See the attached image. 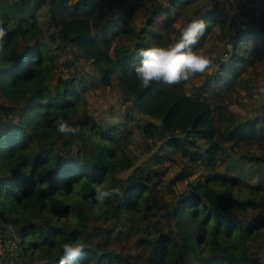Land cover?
I'll list each match as a JSON object with an SVG mask.
<instances>
[{"label":"trees","instance_id":"16d2710c","mask_svg":"<svg viewBox=\"0 0 264 264\" xmlns=\"http://www.w3.org/2000/svg\"><path fill=\"white\" fill-rule=\"evenodd\" d=\"M139 1L0 0L8 27L0 41V217L17 228L28 264H59L62 244L77 240L87 248L73 264H253V243L264 264V179L253 183L218 170L195 176L190 164L212 168L221 152L257 167L264 161V107L258 122L253 115L239 119L225 100L233 91L239 98L259 91L264 0H238L228 8L220 0H167L166 6L148 0L141 33L127 19ZM44 6L61 46L43 40L37 7ZM172 8L205 22L193 50L218 27L222 49L213 43L211 55L200 53L221 71L206 73L192 90L186 82L142 88L134 52L179 39L186 24H173ZM156 15H164L163 30L153 26ZM66 44L69 55L60 66L67 76L59 71L51 85L60 70L57 50ZM83 60L102 85L116 79L128 104L121 122L102 126L88 110L85 94L94 85L79 74ZM219 79L222 91L211 85ZM59 119L78 134L55 132ZM133 127L149 152L138 163L130 149ZM244 145L245 152L235 150ZM174 154L186 163L163 180L167 167L160 165ZM177 180H186L180 191L173 189ZM93 184L118 187L121 195L94 212L86 203ZM130 234L140 248L136 258L124 251Z\"/></svg>","mask_w":264,"mask_h":264},{"label":"rangeland","instance_id":"374dc122","mask_svg":"<svg viewBox=\"0 0 264 264\" xmlns=\"http://www.w3.org/2000/svg\"><path fill=\"white\" fill-rule=\"evenodd\" d=\"M7 1V0H5ZM158 1V0H156ZM225 3V7L228 8L231 5H234L238 2V0H220ZM242 1V0H240ZM148 2V0H140L137 4V8L128 15L127 19L131 26H133L136 30H139V32H145V29L142 23V9L145 6V4ZM163 5L165 3L162 0ZM167 5V3H166ZM208 5V4H207ZM189 6H185L180 9V11H186ZM180 11L177 8H172L170 15L173 17V24L180 28L181 25L186 24L189 20L187 16L181 15ZM37 17L39 21L40 27L43 29V40L46 43V45L50 47L55 46H61L62 42L56 38L55 34L53 33V28L51 21L49 19L48 13L44 7H37ZM163 23H164V15H156L154 16V23L153 26L155 28H158L160 30H163ZM264 25V22H263ZM219 34V29L217 26H213L210 30V32L206 35V40L204 42V47L199 49L200 51H205L207 54L211 55L212 50L215 48L213 43L216 44L217 49H222L223 46V40L220 38H216L215 35ZM212 35V37H211ZM252 42L255 40H251ZM257 42V41H255ZM226 48H229V45H226ZM57 58L56 61L58 62V67L63 61V58L69 55V47L68 44H66L64 47L57 50ZM258 57H260V60L256 62L257 66L261 68L264 72V43L261 44V50L258 51ZM224 61L228 63V59L226 56H223ZM78 69L79 74L85 77V81L87 83H91L94 85V89H90L85 94L86 100H87V107L90 113L95 117L96 121L99 122L102 126L108 125L109 123L106 122L105 117L107 115H111L120 121L124 119L125 116V108L127 102L124 100V96L120 93L117 84L116 79L112 81V83L109 86H104L99 81V73L96 72V70L92 67V65L89 63V61H79L78 63ZM217 72L219 73L221 70L217 66V63L214 59H212V65L201 74H197L194 77H192L190 80L186 81V86L188 87V90H192L194 87L200 85V83L203 80V76L206 73L209 72ZM61 72L64 77L67 76V68H64L62 70V66H60V70H56L54 72L53 78L50 80V84L52 85L56 81V77L58 72ZM223 74V73H222ZM221 77V75H220ZM211 85L215 86L216 88H220L219 91L224 90L223 87L224 83L222 84L221 80H213L211 82ZM218 85V86H217ZM256 88L260 91H253L251 96L244 95L242 97H237L235 92L233 91L232 94L229 97H226L225 100L228 103L229 109L234 111L236 113V116L239 119H243L244 117L248 115H253L257 122L261 119L260 114V107H264V77L258 82ZM244 91L241 89L239 90V93L242 94ZM112 125V124H109ZM133 125V124H131ZM131 150L133 153L137 154L140 159L137 160V163L141 161L144 157H146L149 152H147L144 148V143L141 140V136L133 127V135H132V141H131ZM157 146H155L156 148ZM244 147L247 146H238L235 148V150H239L241 153L245 152ZM175 159L174 161L170 162L167 159H164L162 164L160 165L161 168L167 167L166 173L162 176V179L165 180L168 177L172 175V173L178 169L180 165H183L186 163V160L181 158L179 154H174ZM192 169L195 171V176L199 175L202 172L206 171H228L230 173H234L240 177L248 178L249 181L255 183L259 176L264 179V161L260 163V167H257V165L253 164L251 165L248 160L244 161L240 158L239 154H235L234 152H230L228 155H225L223 152L220 153L219 158L217 159V163L214 167L208 168L204 164H195L190 163ZM128 169L125 170L123 175H126L128 173ZM254 175H250L253 174ZM186 180H177L173 184V189L176 191H180L184 188ZM168 195V193H167ZM236 215H240V213H236ZM252 215L251 211H247L244 216L250 217ZM135 236L130 234L126 238H124V242L126 243L124 247V251L130 253V255L133 258H136L135 254L138 249H140L137 244L134 242ZM257 244L253 243L254 251H253V257L254 262L253 264H262L263 263V255L256 247ZM24 260L26 264H28V258L24 255ZM36 263H39V261H36Z\"/></svg>","mask_w":264,"mask_h":264},{"label":"clouds","instance_id":"9594fccd","mask_svg":"<svg viewBox=\"0 0 264 264\" xmlns=\"http://www.w3.org/2000/svg\"><path fill=\"white\" fill-rule=\"evenodd\" d=\"M167 3V0H163ZM205 22L202 19L192 18L180 29L179 39L166 47L153 46L139 48L134 52V58L138 61L133 71L139 86L149 88L153 83H164L172 86L190 80L197 74L204 73L211 65L212 58L205 56L199 50H193L200 37L205 33ZM8 33L7 21L0 17V41ZM106 122L115 124L121 122L119 119L107 115ZM55 132L65 136L77 135L79 129L74 127L65 119L56 121ZM93 195L86 202L94 211H99L107 200L114 196H120L118 187L106 188L103 185L93 184ZM87 248L85 242H65L62 244V255L59 264H73V261L80 259Z\"/></svg>","mask_w":264,"mask_h":264},{"label":"built area","instance_id":"2783aa9c","mask_svg":"<svg viewBox=\"0 0 264 264\" xmlns=\"http://www.w3.org/2000/svg\"><path fill=\"white\" fill-rule=\"evenodd\" d=\"M17 228L0 217V264H26Z\"/></svg>","mask_w":264,"mask_h":264}]
</instances>
